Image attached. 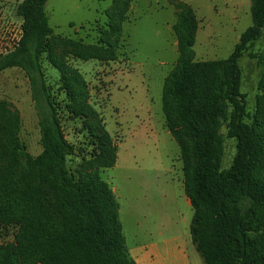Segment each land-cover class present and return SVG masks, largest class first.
I'll use <instances>...</instances> for the list:
<instances>
[{
    "label": "trees",
    "instance_id": "trees-1",
    "mask_svg": "<svg viewBox=\"0 0 264 264\" xmlns=\"http://www.w3.org/2000/svg\"><path fill=\"white\" fill-rule=\"evenodd\" d=\"M47 1L19 4L21 37L0 53V72L19 66L31 81L43 144L36 157L26 152L21 114L0 100V225L17 227L14 242L0 243V264H137L117 196L99 170L115 166L119 146L90 102L88 81L67 61L116 60L132 0H113L96 44L54 35ZM250 1L252 25L228 58L212 60L195 59L199 19L189 3H174L179 56L164 82L163 112L181 150L184 191L194 210L191 240L204 264H264V109L259 104L254 116L247 110L239 65L264 29V0ZM43 55L59 71L68 112L83 121L94 147L77 174L67 166L75 147L46 88ZM225 121L237 142L227 169L221 167Z\"/></svg>",
    "mask_w": 264,
    "mask_h": 264
},
{
    "label": "rangeland",
    "instance_id": "rangeland-1",
    "mask_svg": "<svg viewBox=\"0 0 264 264\" xmlns=\"http://www.w3.org/2000/svg\"><path fill=\"white\" fill-rule=\"evenodd\" d=\"M22 1L0 0V53L13 49L21 37L23 19L18 6ZM181 1L189 3L199 19L196 60L228 58L253 23L250 0H132L116 60L67 58L88 81L90 102L119 146L116 166L99 170L116 188L129 241L145 238L142 227H149L150 233L156 223L169 233L187 229L184 218L191 215V206L178 194L184 188L183 161L180 147L166 126L162 102L164 82L179 56L173 24L177 20L174 3ZM112 3L113 0H48L45 12L54 35L96 44L100 31L107 28L106 12ZM41 60L46 88L62 130L75 147L67 157V166L77 174L94 147L83 121L68 112V97L59 71L46 55ZM239 65L241 91L246 95L247 110L254 116L259 104L264 109V88L260 86L264 29L243 51ZM0 100L20 112V141L28 154L38 156L43 150L39 109L31 81L21 67L0 72ZM227 122L221 126L223 169L231 166L237 153L236 140L227 136ZM144 210L148 213L144 214ZM16 231V226L0 225V243L14 242Z\"/></svg>",
    "mask_w": 264,
    "mask_h": 264
},
{
    "label": "crops",
    "instance_id": "crops-1",
    "mask_svg": "<svg viewBox=\"0 0 264 264\" xmlns=\"http://www.w3.org/2000/svg\"><path fill=\"white\" fill-rule=\"evenodd\" d=\"M112 187L116 194V188L114 186ZM178 194L185 204L191 206V215L184 218L187 222V229L169 233L167 231L165 232V229L156 223L150 227V233L147 231L149 227H142V233L146 234L143 239L129 241L125 235L129 252L137 264H204L191 240L190 224L194 213L193 207L185 194L184 188ZM143 213L148 212L144 210ZM120 215L122 217L121 207Z\"/></svg>",
    "mask_w": 264,
    "mask_h": 264
}]
</instances>
